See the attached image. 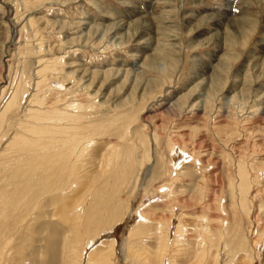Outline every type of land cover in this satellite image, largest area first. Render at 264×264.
Here are the masks:
<instances>
[{"label":"rangeland","instance_id":"rangeland-1","mask_svg":"<svg viewBox=\"0 0 264 264\" xmlns=\"http://www.w3.org/2000/svg\"><path fill=\"white\" fill-rule=\"evenodd\" d=\"M0 264H264V0H0Z\"/></svg>","mask_w":264,"mask_h":264}]
</instances>
